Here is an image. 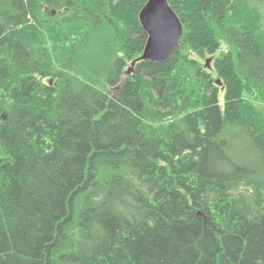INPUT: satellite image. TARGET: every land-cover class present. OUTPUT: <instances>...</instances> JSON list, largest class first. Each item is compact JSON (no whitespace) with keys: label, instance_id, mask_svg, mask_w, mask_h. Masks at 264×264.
I'll list each match as a JSON object with an SVG mask.
<instances>
[{"label":"trees","instance_id":"obj_1","mask_svg":"<svg viewBox=\"0 0 264 264\" xmlns=\"http://www.w3.org/2000/svg\"><path fill=\"white\" fill-rule=\"evenodd\" d=\"M147 2L0 0V264H264V0Z\"/></svg>","mask_w":264,"mask_h":264},{"label":"water","instance_id":"obj_2","mask_svg":"<svg viewBox=\"0 0 264 264\" xmlns=\"http://www.w3.org/2000/svg\"><path fill=\"white\" fill-rule=\"evenodd\" d=\"M140 18L149 37L142 55L136 60H168L183 36V24L177 13L168 0H148Z\"/></svg>","mask_w":264,"mask_h":264},{"label":"rangeland","instance_id":"obj_3","mask_svg":"<svg viewBox=\"0 0 264 264\" xmlns=\"http://www.w3.org/2000/svg\"><path fill=\"white\" fill-rule=\"evenodd\" d=\"M264 8V7H263ZM218 55V53L216 54V56ZM208 58H210V56H208ZM212 59V61H211V63L213 62V57L211 58ZM117 91H118V88L117 87H111L110 88V90H109V94L111 95V96H116V94H117Z\"/></svg>","mask_w":264,"mask_h":264}]
</instances>
